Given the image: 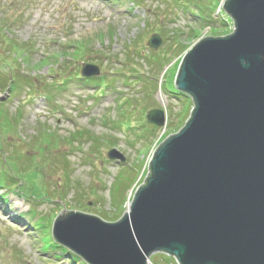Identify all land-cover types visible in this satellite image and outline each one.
I'll return each instance as SVG.
<instances>
[{
  "label": "rangeland",
  "instance_id": "1",
  "mask_svg": "<svg viewBox=\"0 0 264 264\" xmlns=\"http://www.w3.org/2000/svg\"><path fill=\"white\" fill-rule=\"evenodd\" d=\"M224 1L0 0V75L19 79L0 93V172L17 182L0 189V264H82L42 251L35 224L49 236L63 209L121 218L152 150L190 116L173 86L181 57L233 30ZM86 63L105 77L66 83ZM152 110L163 127L146 121ZM149 264L177 263L154 254Z\"/></svg>",
  "mask_w": 264,
  "mask_h": 264
},
{
  "label": "water",
  "instance_id": "2",
  "mask_svg": "<svg viewBox=\"0 0 264 264\" xmlns=\"http://www.w3.org/2000/svg\"><path fill=\"white\" fill-rule=\"evenodd\" d=\"M222 9L233 31L180 59L173 84L191 116L153 152L124 215L107 223L63 209L53 220L52 240L85 264H148L157 253L177 264H264V0ZM80 74L99 70L83 64ZM146 120L164 126L160 110Z\"/></svg>",
  "mask_w": 264,
  "mask_h": 264
},
{
  "label": "trees",
  "instance_id": "3",
  "mask_svg": "<svg viewBox=\"0 0 264 264\" xmlns=\"http://www.w3.org/2000/svg\"><path fill=\"white\" fill-rule=\"evenodd\" d=\"M223 14V13H222ZM224 16H225V20L227 21V20H229L228 18H227V16L225 15V14H223ZM231 21V20H230ZM232 23V22H231ZM213 28V27H212ZM211 28V29H212ZM213 32H215V30L213 31ZM17 75V74H16ZM104 76V75H103ZM103 76H101L100 78H90V79H83V78H80L79 77V75L77 74V73H74L73 75H71V76H69V78H68V80L66 81V83L68 82L69 84H71L72 82H73V80H75L76 79V82H83V83H85V84H95L97 81H98V83L100 82V80H101V78L103 77ZM105 77V76H104ZM18 80L19 81V79L18 78H16V76H15V78L12 76V77H10V75L9 76H6V75H0V92L2 91V90H6V87H8L9 85H10V83H11V80ZM53 83H54V81H53ZM64 87V84L63 83H61V84H57V86H56V89H61V88H63ZM102 87V89L104 88V87H106V85L105 86H101ZM11 88H12V86H11ZM101 89V90H102ZM50 91H51V88H47V90L45 91L46 93L48 92V93H50ZM189 118V117H188ZM188 120V119H187ZM185 124V123H184ZM183 124V125H184ZM178 128H179V126L178 127H176V129H174L172 132H176L177 130H178ZM6 182H8V183H17L15 180H13L12 178H9L8 176H5V173H2V172H0V189L1 188H3V186H5V184H6ZM37 224H35V226H36ZM44 227H45V225L44 224H42V223H40V224H38V226H37V229L39 230V231H41V233H45V234H47V232L44 230ZM47 236V235H46ZM44 237V239H45V242L43 243L44 245H43V247H42V250L43 251H47V250H49V249H53V250H58V251H61L62 252V254H68V252L63 248V247H61V246H59V245H57L56 243H54L50 238H48V236L47 237ZM158 255H165V254H158ZM69 256H70V259H72L73 260V262L74 261H79V259H78V257L77 256H75V255H73V254H70L69 253ZM166 257H168L167 255H165ZM82 264H84V263H82Z\"/></svg>",
  "mask_w": 264,
  "mask_h": 264
}]
</instances>
